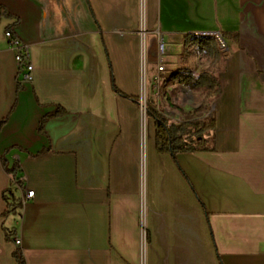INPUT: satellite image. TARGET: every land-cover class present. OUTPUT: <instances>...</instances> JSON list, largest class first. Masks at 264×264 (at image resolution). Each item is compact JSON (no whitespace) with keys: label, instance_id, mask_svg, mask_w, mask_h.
Here are the masks:
<instances>
[{"label":"crops","instance_id":"crops-1","mask_svg":"<svg viewBox=\"0 0 264 264\" xmlns=\"http://www.w3.org/2000/svg\"><path fill=\"white\" fill-rule=\"evenodd\" d=\"M0 9V264H17L11 214L27 264H264V0H0ZM8 29L30 49L31 80ZM198 30L220 31L230 53L215 64L211 149L174 158L157 150L141 101L170 116L156 101L159 34L162 92L201 94L164 82L181 67L169 53ZM1 156L17 164L16 179Z\"/></svg>","mask_w":264,"mask_h":264},{"label":"trees","instance_id":"trees-1","mask_svg":"<svg viewBox=\"0 0 264 264\" xmlns=\"http://www.w3.org/2000/svg\"><path fill=\"white\" fill-rule=\"evenodd\" d=\"M0 9V14H1ZM194 48L203 50L204 53L213 58L214 63L222 56V51L218 46V42L213 37H201L193 34L184 36V55L187 58L194 52ZM219 50V51H218ZM223 50V49H222ZM220 52V53H219ZM180 82L189 85L193 88H203L201 105L206 110H211L212 100L220 93V81L208 70H203L195 75L193 70L187 66H181L171 71L164 82ZM114 89L121 95L136 100L135 97L128 96L119 91L113 82ZM146 111L154 118L156 131V147L161 153H169L174 158L179 152H193L199 150H208L211 147L208 145L209 136L215 128V118L210 115L203 120L187 119L181 122L172 120L169 116L155 108V105L150 100L146 102ZM64 112V109H58L51 115H56ZM44 120L40 124L42 127ZM5 122V119L0 120V127ZM3 167L12 177L16 179L15 172L17 164L8 165V160L5 156H1ZM13 257L17 264H27L24 253L19 246L13 251Z\"/></svg>","mask_w":264,"mask_h":264},{"label":"rangeland","instance_id":"rangeland-1","mask_svg":"<svg viewBox=\"0 0 264 264\" xmlns=\"http://www.w3.org/2000/svg\"><path fill=\"white\" fill-rule=\"evenodd\" d=\"M175 51H171L168 56L169 59H175L174 63L176 65L180 66H187L190 69L193 70L194 74L197 75L203 70H208L213 75H215V64L212 57L207 56L203 50H200L199 48H194V52L191 56L185 58L184 55V47L181 49L176 48ZM155 51V50H154ZM147 51L145 50L144 56L146 58ZM168 68V67H167ZM164 73H162V76ZM161 74H160V82L158 83L157 87L158 93L156 94V101L161 106L162 109L166 108V112L169 117L176 121L181 122L187 119H194V120H201L202 118L206 119L211 115V110H206L201 105V96L202 91L200 94V90H193L189 91L187 90L186 93L190 95L188 97L186 94H182L183 96L175 98L176 92L170 95L169 98L165 96V94L162 92L163 89H165L161 83ZM216 76V75H215ZM189 86V85H187ZM187 100V101H186ZM213 101V100H212ZM12 193L10 192V195ZM19 200L16 197H13L12 199V205L19 206ZM12 206V208L14 207ZM12 211V210H11ZM10 211V212H11ZM16 216L15 214L9 215L6 219V225L7 227V240L10 241L12 244H14V240L12 239V235L15 231V224H16ZM4 228V229H5ZM14 238V236H13Z\"/></svg>","mask_w":264,"mask_h":264},{"label":"built area","instance_id":"built-area-1","mask_svg":"<svg viewBox=\"0 0 264 264\" xmlns=\"http://www.w3.org/2000/svg\"><path fill=\"white\" fill-rule=\"evenodd\" d=\"M198 31L218 33L223 40V58H227L229 56L230 50L228 43L220 31L217 30H198ZM5 35L8 38L9 46L15 50V59L18 66L24 73V78L31 80L33 77L32 71L34 66L33 63L31 62L29 47L25 43H23V41L17 35H15L11 30L9 29L6 30ZM145 50H147L146 44H144V51H143L144 53ZM166 53H167V47H166V42L164 40V36L162 34H159L157 48L155 49V51H153V55L155 56V63L157 67V73L154 77L156 82V87L160 82V73L166 70V66H165ZM145 105H146L145 102L141 101V106L143 108H145ZM15 157L18 158V155L16 154ZM25 179L26 178H24V180ZM33 195H34L33 189H27L26 191H24L20 199L21 204H25L27 200ZM13 240L17 246H20L21 240L18 236H14Z\"/></svg>","mask_w":264,"mask_h":264},{"label":"bare ground","instance_id":"bare-ground-1","mask_svg":"<svg viewBox=\"0 0 264 264\" xmlns=\"http://www.w3.org/2000/svg\"><path fill=\"white\" fill-rule=\"evenodd\" d=\"M197 35L201 36V37H213V38H215L217 40V42H218L219 48L221 50L223 49V40H222V38L220 37V35L218 33H209V32H206V31H202V32H200Z\"/></svg>","mask_w":264,"mask_h":264}]
</instances>
